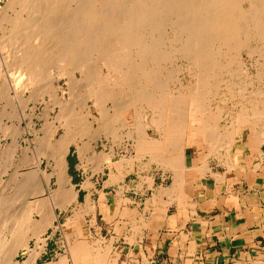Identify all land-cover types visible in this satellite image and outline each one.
<instances>
[{
  "label": "bare ground",
  "instance_id": "bare-ground-1",
  "mask_svg": "<svg viewBox=\"0 0 264 264\" xmlns=\"http://www.w3.org/2000/svg\"><path fill=\"white\" fill-rule=\"evenodd\" d=\"M3 1L5 2V5L1 7V3ZM245 3L248 4L247 9L244 6ZM0 7H1L0 8V46H1L0 50L7 52V55L5 56L7 59L6 58H5L6 60L1 59L2 61L0 63V71L1 72H3V70L5 71L6 65L8 64L7 60L8 58L12 57V59L14 60L13 65L16 67L15 71L18 70V72H21L19 74L21 75L23 74V78H21L22 76H20V78L17 77L21 80V83L20 80L19 81L16 80L8 84V78L5 77L3 73L0 72V101H6V107H8V94L10 93V91H14L13 94H15L16 96L21 95L22 92L24 93L27 90L31 91L32 94L30 95V100L32 102L38 98L42 101V103H46L47 98L51 102L53 101L56 102L58 100V99L56 100L57 90L55 91L53 85V80L55 78L54 77L55 75L50 73L52 72L51 70L52 66L55 65L56 63L57 65L59 63V66L57 67L58 69L61 68L60 67L61 63H65L68 66H72V69L77 67L78 71L79 69H81L82 75L81 74L80 75L82 76V80L83 81L88 80V82L93 83L91 85L92 87L89 86V88H91L89 93L90 95L85 97V99L82 101L81 99H78V97L76 98V96L74 95V91L76 89L75 85L77 82L75 83L73 79L68 77V79L70 78V80L66 84H68L70 88V95H69L70 98L69 100L67 99L68 102L61 107V112L59 115V117H61L60 119H65V123L62 124L64 128L62 135L59 138H56L55 133L58 127H56L54 123H51L48 120L45 121L43 126H41L42 129L40 128L41 134L39 140L37 138L38 140L37 148L39 149V151H38V155H36L35 159L33 160L34 166L31 168L30 171H28V173L25 174L26 176L24 178H21L22 181H19L20 178L18 180L17 174H15L11 178L10 181H12V185L13 184L15 185L13 196H11L12 198L8 200V203L0 202V264H20L16 261V257L20 250H25L28 255V259H26V261L23 262V264H36L37 258L44 251V247H45V240L44 239L42 240L41 237L43 233H45L47 229L52 226L54 220L57 219L56 209L59 208L61 210H66L71 203L76 201V194L73 191V188L69 187L70 178L67 172L66 157L70 150V146L72 145V143H74L77 140V138L87 139V141L88 140L91 141V139L93 140L98 139L99 137H101V135L106 134L107 130L105 127L107 124H109L112 121L111 119H113L114 121V119L120 117L123 118L122 117L123 109L127 108L128 110L129 109L128 107L130 105L132 106V104H135V102L136 103L140 102L141 104L143 103L144 105L152 107L153 108L152 110L159 108L161 111H164L163 110L165 108L164 106L168 105L167 103H169L166 93H162V94L161 92L160 94L153 93L156 90L152 92H145L146 91L145 89L136 90L137 93H135L134 91V95L132 96L133 99L131 97L132 101L128 100L130 97L128 98L127 96H126V98H128L127 100L125 98L123 99L120 98L121 95L119 94L120 90L118 89L119 91H117L114 88H113L114 90L112 89L113 91L110 88L109 90L108 89L109 85L106 84L107 82L103 80L105 77L103 78L101 75L100 76L98 75L99 73H97V71L93 66V64L95 63L94 60L97 59V61L100 60L102 61V63H104L106 69H108V72L110 71L111 73H113L114 79L113 81H111L113 83V86L117 88L118 87L121 88L127 86L129 87L131 85L130 84L131 78L136 76H140V77L142 76L146 79V81L153 82L152 78L155 74L152 75L151 70L154 72L156 70H153L154 69L153 66H152L153 68H150V65L154 63L153 65L156 66L155 63L158 64L159 60L161 61V59L162 60L166 59V57L164 59L162 58V56L166 55V53L174 54L175 52H177L178 47H180V46L177 47V45H182V49L180 50L181 54L185 56L187 62L190 61L192 65L199 68L200 72L204 76L208 75L209 70L211 68L212 71H214L213 68L215 67H219V68L220 66L224 67L222 62L220 64L217 63V61L216 62L213 61L217 55L219 56L220 54L222 55L223 53L227 55V58L229 60L234 61L235 57L247 47L248 43L251 40L254 39L259 40L258 50H260V53L262 52L264 54V0H0ZM163 36L165 37L164 41L169 42L168 44H170L169 47L171 48V50L169 49L170 51L168 50L167 52H165L164 50L165 53H163V51L161 50V46H163L161 45L163 40L161 38H163ZM9 45L11 46L10 50L12 51V53L8 54ZM164 47L166 48V45ZM10 54H12V56L9 57L8 55ZM167 57L169 58V55H167ZM259 58L262 57L260 56ZM12 59H10V61ZM223 62H225V60ZM259 62L261 63L263 61H259ZM14 66H12V68H14ZM157 67L155 69H157ZM57 68L56 70H58ZM66 73L67 72L65 71V75L67 76H70L72 74L71 73L70 75H68ZM256 74L259 75V73ZM63 75L62 77H64ZM204 76L199 80L201 82H198V80H196V83L197 82L203 83L205 81ZM229 77L232 76L229 75ZM157 80L158 79H156V81ZM163 83L164 82H162L161 84L162 86ZM232 84L233 82H231L230 85ZM132 85L134 84L132 83ZM197 86L194 85L193 87L196 88ZM153 87L155 88V84ZM160 87L161 86H159V88ZM198 87L196 89H198ZM214 89L212 90L214 91ZM195 90L192 89V91L198 93L197 96L198 95L200 96L199 92L201 91L199 89H198L199 92ZM257 93L259 94V92ZM204 97H200L199 99H197V103L198 101H201V103L205 102L206 98ZM87 99H92L93 106L96 109H98L99 117L97 118V121H95L97 122L96 124L97 126L95 128L88 119L91 115L90 113L86 115L78 113L77 111L80 110L79 107H78L79 110L77 111L75 110L76 106L82 105L83 104L82 102L84 101L86 102ZM121 99L122 101L125 99L124 101H128V102L131 101V102L130 103L127 102V104H124L121 101ZM184 99L183 101H185ZM26 100L27 97L26 99H24V101L26 102ZM191 100L193 99L191 98ZM109 102L111 103V108L113 109V111L111 108L109 109V107L107 106ZM120 102H122L123 104L121 105ZM185 102L187 103V101ZM260 102L264 104L263 99L262 101L260 100ZM201 103H199L200 106H196V107H202ZM119 104L121 106H119ZM192 104L193 103H191V105ZM33 106L35 105L33 104ZM177 106L178 105H175V107ZM82 107L83 106H81L80 108ZM84 107H88V106H84ZM184 107L186 108V106ZM193 107L194 106H192V108ZM255 107H257V105ZM176 109L177 108H175V110ZM197 111H199V109ZM164 112L166 113V111ZM254 112H256V110ZM3 113L4 115L3 114L2 115L4 117L8 116V111ZM173 113L177 114V110ZM254 115L256 116L255 117L256 120V118L258 119L261 118V116L264 115V112L261 110V112L259 111V113H255ZM161 116L159 117V119L156 120L157 122H159V124H160V118H162ZM109 118L111 121L107 123V120ZM163 118H165V116ZM245 118L243 119L245 120ZM91 119L93 118L91 117ZM164 120L165 119H163L162 122ZM166 120L169 121V118L167 119L166 117ZM247 120L243 122L252 125L254 124V122H250ZM187 121L185 122L189 126V129L190 130L195 129L196 131L201 132L208 145L210 142L213 144V146L214 145L217 146V148L215 149H220L223 146H226L228 149L229 148L231 149V144L235 140V137L237 136L236 133H233L234 132L232 131L233 129L230 130V133L226 131L227 135H223L225 136L223 137L224 141L222 142L221 140L219 141L220 143L218 144L217 141L218 138H216V136L213 134V131L210 130L212 127H209L208 125H203L205 123H202V121H201L202 125H198L196 127L195 125L196 121L194 120V117L192 120H190V123L189 120ZM159 124L157 125L159 126ZM239 124L241 123L239 122ZM28 125H30V123L27 124V126ZM254 126L257 125L254 124ZM24 129H22V132ZM239 129H241V127H239ZM33 130L34 127L32 128V131ZM239 132L238 134H240ZM261 132H263V130ZM0 133L2 134L1 137L6 139L8 138V135H10L11 137H15L16 134H19L17 128L10 129L8 128V125L4 122H1V120H0ZM112 134H114V132ZM257 136L259 135L257 134ZM142 137L143 138L145 137L144 132H142ZM261 137L262 136H259V138ZM221 138L222 137H220L219 139ZM183 139L179 138V140L181 141ZM27 141L28 140H26V142ZM143 141L146 142L145 140ZM259 142L262 143L261 141ZM15 143H17L16 140ZM90 143L91 142H87V143L84 142L83 146L78 147L79 155L82 158L85 157L86 151ZM14 144H12V147H10L11 150L9 151H8V144L5 145L6 147H4V145L2 146V149L4 147V149L2 150V154L6 158V160L8 158V152L9 153L12 152V150L15 147L16 149H18L17 147H19V145L18 144L14 145ZM218 145H220L221 147H219ZM182 146L183 145H181V148L184 149V147ZM170 149L167 150L170 151ZM176 149L178 150V146ZM226 153L228 152L226 151ZM207 156L203 157V159L206 158ZM43 157L46 158L45 161H47L46 163L47 169L42 168ZM160 157H161V153H160ZM176 157L178 158V156ZM153 158L156 159V157ZM180 158L178 160H180ZM172 159L176 160L174 159V157H172ZM159 160H163V159L160 158ZM23 161L26 164H29L31 162V159H24ZM157 161L158 160L156 159L155 162ZM168 162L171 163L172 161H168ZM158 163L161 162L158 161ZM105 164L107 165L109 164L110 166L112 164L111 157L109 154L102 153L101 155L96 156L94 158V165L96 169L102 171ZM230 164L231 163H229L228 165ZM48 169H50L51 171H49ZM201 169L203 170L202 166L200 170ZM205 171L201 174L203 175ZM180 172L177 175L178 178L177 181L180 182L181 180L182 182L183 175L181 174L183 172L182 173ZM110 176L112 178L114 177L112 175ZM52 177L56 178L57 188L53 191V193H50L51 195L49 194L50 198H45L44 194L49 191ZM222 178L220 176V179ZM17 181H19V183ZM175 189L176 188L172 189L173 191L172 190L171 191L174 192ZM161 191H159L158 193H160ZM160 196L161 194L159 195V197ZM169 196L167 198H169ZM159 197L157 195L156 200ZM167 200L166 203H169L167 202ZM171 202L172 201H170V203ZM85 203L83 204L84 206ZM87 204L88 205L86 206L88 210L89 208L91 210L94 209V207L90 205L88 201ZM83 210H85V208ZM159 211L161 212V210ZM138 219H141V221H143L142 218H138ZM132 222L134 223V220ZM141 223L143 225L145 222L144 223L141 222ZM145 224L144 227H147V224L146 225ZM142 225L141 227H143ZM133 227L134 225H132V228ZM136 229H139V227ZM32 238L36 239L37 242L42 243L39 246V248L36 250L35 249L32 250L29 247V241ZM36 247L38 246L36 245ZM101 257L99 258L101 259ZM66 259H67L66 257L62 256L60 257L59 262H53L48 264H67ZM96 262L99 263V261Z\"/></svg>",
  "mask_w": 264,
  "mask_h": 264
},
{
  "label": "crops",
  "instance_id": "crops-1",
  "mask_svg": "<svg viewBox=\"0 0 264 264\" xmlns=\"http://www.w3.org/2000/svg\"><path fill=\"white\" fill-rule=\"evenodd\" d=\"M182 126V132L161 133L155 142L149 139L140 145V151L148 155L139 161L137 180L128 178L135 162H113L112 155L111 166L105 164L102 172L88 164L85 168L75 166L69 177V187L76 194L72 205L78 209L74 221L91 218L95 224L87 241L90 246L82 250L76 242L79 249L74 247L70 258L63 256L67 264H241L262 249L264 130L240 133L231 149L218 145L221 148L212 151L203 136H192L189 126ZM76 158L82 163L79 154ZM179 172L182 182L177 181ZM87 201L94 210H88ZM59 261L57 257L48 263Z\"/></svg>",
  "mask_w": 264,
  "mask_h": 264
},
{
  "label": "rangeland",
  "instance_id": "rangeland-1",
  "mask_svg": "<svg viewBox=\"0 0 264 264\" xmlns=\"http://www.w3.org/2000/svg\"><path fill=\"white\" fill-rule=\"evenodd\" d=\"M4 5H5V2L3 1L1 3V7ZM244 6L246 9L248 8L247 7L248 4L245 3ZM161 39H163L162 43H161V45H163V46H161V50L163 51V53L167 52L169 49L171 50V48L169 47L170 44H168L169 42L164 41L165 37L163 36V38H161ZM165 45H166V48L164 47ZM178 46H180V47H178ZM10 47L11 46L9 45L8 54L12 53V51L10 50ZM177 47H178V51L174 53L175 55L173 53L172 54L166 53V55L163 54L164 56H162V58L164 59L166 57V59H164V60H167V61H164L161 59V61L159 60V62H158L159 65L156 63H155L156 66L153 65L154 63L152 65H150V68L154 67L153 70H156L155 72L151 70L152 75L153 74L156 75V76L154 75L153 78L151 77L153 82L146 81V79L142 76L141 77L136 76V77L131 78V81H130L131 85L129 84L130 86L129 87L127 86L128 88L127 87H121V88L114 87L113 83L111 82L114 79L113 73H111L110 71L108 72V69H106V66L104 65V63H102V61H100L99 59H98L99 61H97V59L94 60L95 63L93 64V66H94L95 70L97 71V73H99L98 75L99 76L101 75L103 78L105 77L103 80L105 82H107L106 84L109 85L108 89L110 88L112 90L114 88L117 91L120 90L119 94L124 96V97H122L120 95V98H122V99L125 98L127 100L130 97L128 100L132 101V99H133L132 96L134 95V91H135V93H137L136 90L145 89L146 90L145 92H152V91L156 90L153 93H157V94H160V92H161V94L166 93L169 103H167L168 104V105H166L167 107L164 106L166 108V109L165 108L163 109L164 111H166V113H165L164 111H161L159 108L152 110L153 109L152 107L144 105L143 103L141 104L140 102H137V103L135 102V104H132V106L130 105L128 107L129 108L128 110H127V108L123 109V114H122L123 118H121V117L117 118L119 122L117 121V119H114V121H113V119H111L112 120L111 121L109 118L107 120V123L109 121H111V122L109 124L106 123L107 124L105 127L107 130L106 134L101 135V137H99L98 139H96V140L91 139V141H89V140L87 141V139L77 138V140L70 147V152L68 153V155L66 157V159H67V172H68L69 177L74 174L75 166H77V168H80V167L85 168L87 164L89 166L92 165L96 171L102 172L103 170L100 171V170L96 169V167L94 165V158L103 153V154H109L110 157L112 155L115 158L113 162H115V161H126L127 162L128 161V162H131V164H133L135 162L136 165L134 167H132V169L130 170L131 175L128 178L137 180L140 177L139 161L141 160V157H142V159L143 158L145 159V158H147V155H148L147 151L146 152L140 151V149H141L140 145L146 144V142H144L143 140L150 142L149 139H153L155 142L156 137H160L161 133H164V134L169 133L170 134L172 132H177V131H178L177 133H179L182 130V127H183L182 124L183 125L187 124L185 122L187 120H189V123H190V120H192L193 117H194V120L196 121V123H195L196 127L198 125H202L201 121H202V123H205L203 125H208L209 127H212L211 129L210 128H208V129L213 131V134L216 136V138H218L217 139L218 144L220 143L219 141H221V140H222V142L224 141L223 137H225V136H223V135H227L226 131H228L230 133V130H232V129H233L232 131H234L233 133H236L237 135H239L238 134L239 131H240L239 133L245 134L247 132H251V131L254 132V131H258L260 129L264 130V126H263L264 125V115L261 116V118H259V119L256 118V120H255L256 116L254 115L255 113H259V111L261 112V110L264 112V110H263L264 104L260 102V100L261 101H262V99L264 100V66H263L264 65L263 64L264 63V54L262 52L260 53V50H258L259 49L258 48L259 47V40H257V39L251 40L248 43L247 47L244 50H242L236 56L237 58L235 57L236 61L234 59H233L234 61L229 60L227 58V55H225L223 53H222L223 56L221 54H220L221 56L217 55L213 61L214 62L217 61V63H220V64L222 62L224 67L220 66V68L219 67L213 68L214 71H216V69L218 68L217 69L218 72L212 71V68H211L209 70V73L207 72L208 75H206L207 73L205 74L206 76L202 75V73L200 72V69L195 67L194 65H192V63H190V61L187 62V59L185 58V56L183 54H181V51H180L182 49V45H177ZM255 47H257V48H255ZM0 48H1V46H0ZM252 49L254 51V54H253ZM164 50H165V52H164ZM256 51H257V53H256ZM0 52H1L0 53L1 54L0 55V63H1L2 60L7 59L5 57L7 55V52L5 51L6 52L5 53L4 51H1V50H0ZM248 53H250V54H248ZM167 55H169V58L167 57ZM181 55H183V56H181ZM8 56L10 57V56H12V54H10ZM180 56L184 57L185 59L181 58ZM260 56L262 58H259ZM223 58H224L226 63L223 62L224 61ZM10 59H12V57L8 58V60H7L9 65L8 64L6 65V69H5L6 72L4 70H3V72L0 71L1 73H3V75L5 77L8 78V84L12 83L16 80L19 81L20 76H22L21 78H23V74L22 75L19 74L21 72H18V70L15 71L16 67L13 65L14 60L12 59L10 61ZM259 61H263V62L260 63ZM11 62H12V64H11ZM228 64H229V66H228ZM60 65H61L60 66L61 68H59V69L57 68L59 66V63H58V65H57V63L55 65H53L52 69H51L52 72H50V73L55 75L54 76L55 78L53 80V85H54L55 91L57 90L56 91V100L57 99L58 100L56 102H54V101L51 102L48 100V98L46 99V103H42V101L39 98L35 100L37 102H35V101L32 102L30 100V95L32 94V92L28 91V90L25 91L24 93L22 92L21 95H19V96H16L15 94H13L14 91H10V93L8 94V107H6V101H0V120H1V122L6 123L8 125V128H10V129L17 128L18 133H19V134H16L15 137H11L10 135H8L7 139L1 137L2 134L0 133V202H4V203L7 202L8 203V200H10L12 198L11 196H13L15 185L14 184L12 185V181H10L11 178L15 174H17L18 180L20 178L19 181H22L21 178H24L26 176L25 174L28 173V171H30L31 168L34 166L33 160L35 159V156L38 155V151H39V149L37 148V143H38V140H39V137L41 134L40 128L42 129L41 126H43L44 122L48 120L49 122L54 123V125L56 127H58V129L55 133L56 138H59L62 135V132L64 130L62 124L65 123V119H60L61 117H59V115L61 112V107L63 105H65L70 98V96H69L70 95V88H69L68 84H66L69 82L70 78L73 79L75 83L77 82L75 85L76 89L74 91V95L76 96V98L78 97V99H81L83 101L85 99V97L90 95L89 93H90L91 88H89V86L92 87L91 85L93 83L88 82V80L87 81L82 80L81 69H79V71H78L77 67L72 69V66H68L65 63H61ZM64 65H66V66H64ZM12 66H14V68H12ZM188 66H189V68H188ZM156 67H157V69H155ZM7 68H8V71H7ZM56 68L58 70H56ZM187 69L188 70L191 69V70L188 71ZM235 69H236V71H235ZM65 71L67 72L66 74H68V75H70L71 73L72 74L70 76H67V75H65ZM63 73H64V75H63ZM191 73H193V74H191ZM230 73H232V74H230ZM256 73H259V75ZM249 74L251 77L249 76ZM62 75L64 77H62ZM110 75H111V77H110ZM212 75H213V77H212ZM229 75L232 77H229ZM203 76H204L205 81L203 83H198V82H201L199 80L201 78H203ZM17 77H19V78H17ZM68 77H70V78L68 79ZM106 77H107V80H106ZM165 77H166V79H165ZM198 77H199V79H198ZM156 79H158V80L156 81ZM159 79H160V81H159ZM228 79H229V81H228ZM196 80H198L197 83H196ZM166 81H167V83H166ZM162 82H164L163 86L161 85ZM231 82H233L232 85H230ZM20 83H21V80H20ZM132 83L134 85H132ZM145 83H146V85H145ZM154 84H155L156 89L153 87ZM197 84L200 87H198ZM234 84L235 85L237 84L238 86L237 85L235 86ZM192 85L193 86L196 85L201 92H199V90L196 89L197 87L195 88ZM131 86H133V87H131ZM159 86H161V87L159 88ZM130 87H131V89H130ZM201 87H203V88H201ZM157 89H159V90H157ZM192 89L195 91H198L200 96L198 95L199 96L198 97L197 96L198 93L192 91ZM212 89H214V91ZM125 91H126V93H125ZM188 92H189V94H188ZM190 92H191V94H190ZM257 92H259V94ZM254 94H256V95H254ZM126 96L128 98H126ZM26 97H27V100H29V101L26 100V102H25L24 99H26ZM131 97H132V99H131ZM190 97L193 100H191ZM200 97L206 98L205 102L201 103V101H198V103H197V99H199ZM254 98H256V99H254ZM122 99H121V101H122ZM183 99L185 101H187V103L185 101H183ZM245 99H247V100H245ZM124 100L122 102L124 104H127L128 101H124ZM171 100L173 101V103ZM48 101H49V103H48ZM131 101H129L128 103H130ZM122 102H120L121 105L123 104ZM194 102H196L197 104ZM254 102H257V103H254ZM59 103H60V105H59ZM82 103H81L82 105L76 106L75 110L76 111L79 109L82 110V111L79 110L77 112L80 114H84V115L90 113L91 115L88 119L92 123L93 127L95 128L97 126L96 125L97 122H95V121H97V118L99 117L98 109H96L93 106L92 99H87L86 102L84 101ZM191 103H193V104L191 105ZM199 103H201L202 107H196V106H200ZM33 104L35 106H33ZM108 104H107V106L110 109L111 103L109 102ZM255 104L257 105V107H255L256 106ZM121 105L119 104V106H121ZM175 105H178V106L175 107ZM179 105H180V107H179ZM81 106H83L82 107L83 109L80 108ZM84 106H88V107H84ZM181 106H182V108H181ZM184 106H186V108ZM192 106H194V107L192 108ZM78 107H79V109H78ZM251 107H252V110H251ZM175 108H177L176 109L177 114L173 113L176 111ZM195 108H196V110H195ZM198 109H199V111H197ZM255 110H256V112H254ZM6 111H8V116L4 117L3 112H6ZM112 111H113V109H112ZM245 111H247V112H245ZM162 112H164V113H162ZM181 112H182V114H181ZM183 112H184V114H183ZM239 114H240V116H239ZM247 114H248L249 118L247 117ZM161 115H164L165 118H163L164 116H161ZM160 116L162 117V118H160V124L161 125L159 124V122L156 121L157 119H159ZM174 116H176V117H174ZM91 117L93 119H91ZM166 117H167V119L169 118V121L166 120ZM181 117L182 118L184 117L186 120L184 118L182 119ZM242 117L243 118L247 117V118H245V120L248 119L247 121L254 122V124L257 126H254V124L252 125V124L243 122L245 120ZM214 118H216V119H214ZM163 119H165L163 121L165 123L162 122ZM154 120H155V122H154ZM57 121H59V122H57ZM239 122L241 124H239ZM29 123H30V125L27 126V124H29ZM235 123H237V124H235ZM157 124H159V126ZM233 124H235V125H233ZM247 126H249V127H247ZM33 127H34V130L32 131ZM239 127H241V129H239ZM256 128H257V130H256ZM22 129H24L23 132H22ZM189 131H190L189 133L192 136H203L201 132L196 131L195 129H192V130L189 129ZM232 131H231V133H232ZM111 132L112 133L114 132V134H112ZM142 132H144V136H145L144 138L142 137ZM33 134L36 138L33 136ZM118 136H119V138H118ZM220 137H222V138L219 139ZM37 138H38V140H37ZM15 140L17 143H15ZM26 140H28V141L26 142ZM32 140H34V141H32ZM84 142H86V143L91 142V143L89 144V147L86 151L85 157L81 158L83 160L81 163L80 161H77L76 155L79 154V153H77V152H79L78 147L83 146ZM14 143L16 145L18 144L19 147H17L18 149H16V147H15L12 150V152H10V153L8 152V158L6 160V158L2 154V150L4 149V147H6L5 145H7V144H8V151L11 150L10 147H12V144H14ZM3 145H4V147L2 149ZM210 145H212V146H210ZM208 146L212 149V151H215L214 150L215 148H213V147L214 146L216 147V145L213 146V144L209 142ZM24 159H31V162L29 164H26L23 161ZM45 159L46 158L43 157V163H42L43 169L44 168L47 169V166H46L47 161H45ZM32 162H33V164H32ZM48 170L51 171L50 169H48ZM21 173H22V175H21ZM19 181H17V182L19 183ZM8 183H9V185H8ZM11 186H13V187H11ZM16 186H17V184H16ZM56 188H57L56 178L52 177L51 183H50V188L48 191L49 193L48 192L45 193L44 197L50 198V195H51L50 193H53V191ZM77 210L78 209H76L75 205H72V203L70 204V207H68V209H66V210H61L59 208L56 209L57 219L54 220L52 226L49 227L47 229V231L45 233H43V235L41 237L42 240L43 239L45 240V247H44V251L40 254V256L37 259L38 264H44V263L47 264L48 262L56 260L57 257H62V256H67L70 258L69 255L71 254V252H72L71 250L74 247H75V249H79V245H81L83 248L82 250H84V249H87L88 246H90V244L87 241H88V238H90V236H91L90 231L91 230L93 231V228H94L93 226L95 223L94 224L92 223L91 218L82 219V220H79L78 223H76V221H74V218H76L75 212H78ZM93 221L94 222L96 221V217H94ZM97 222L100 223V217L97 218ZM76 242H78L79 245L76 244ZM41 244L42 243L37 242V240L34 238H32L29 241V247L32 250L38 249ZM36 245L38 247H36ZM26 259H28L27 252L25 250H20L17 257H16V261L20 264H23V262H25ZM241 264H264V242L262 244L261 250H259L256 254H254L247 262L241 263Z\"/></svg>",
  "mask_w": 264,
  "mask_h": 264
}]
</instances>
